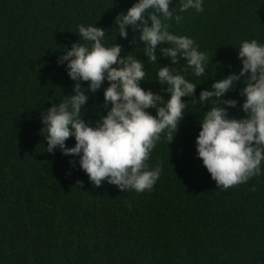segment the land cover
I'll return each mask as SVG.
<instances>
[{
  "label": "trees",
  "instance_id": "trees-1",
  "mask_svg": "<svg viewBox=\"0 0 264 264\" xmlns=\"http://www.w3.org/2000/svg\"><path fill=\"white\" fill-rule=\"evenodd\" d=\"M134 2L0 0V264H264V161L259 176L216 187L194 146L197 121L210 105L189 104L169 143L161 134L148 160L161 168L150 191L92 186L77 157L45 152L39 114L72 92L74 82L56 60L62 47L83 42L78 24L105 29L108 46L119 44L121 56L129 52L144 62L140 86L167 98L155 73L168 59L148 64L143 43L131 42V28L127 38L116 34V16ZM177 14L183 19L170 22V30L191 37L210 60L204 76L183 73L198 84L196 95L238 71L241 40L264 43V0H204L202 12ZM106 86L86 93V122L104 114ZM242 87L243 79L226 93L237 100L231 118L244 116ZM73 143L69 137L66 146Z\"/></svg>",
  "mask_w": 264,
  "mask_h": 264
},
{
  "label": "clouds",
  "instance_id": "clouds-1",
  "mask_svg": "<svg viewBox=\"0 0 264 264\" xmlns=\"http://www.w3.org/2000/svg\"><path fill=\"white\" fill-rule=\"evenodd\" d=\"M170 3L171 0H135L115 18L116 34L127 38V29L131 28L136 33L131 42L138 39L143 43L142 53L148 64H157L159 57L168 59V64H157L155 73V82L166 86V99L140 86L146 76L144 62L129 52L121 56L122 46L114 42L108 46L105 29L94 24H78L83 42L76 40L59 52L56 63L63 64L67 77L74 82L73 89L41 111L40 136L46 141L45 152L54 154L59 150L61 155L77 157L79 169L92 186L106 182L122 191H150L161 174L159 164L149 167L150 154L162 133L168 143L171 141L189 104L210 105L197 121L194 146L196 157L216 187L227 189L261 174L264 43L241 40L235 48L238 71L212 80L196 95L198 84L183 73L190 70L194 77L204 76L210 60L191 37L171 31L170 22L182 21L178 12H202L204 0H179L178 7L173 8ZM178 60L185 61L182 70L176 67ZM241 79L243 87L238 94L243 101L239 109L244 116L231 118L228 109L237 107V100L226 97V93ZM82 82H87L86 87L81 86ZM105 82L100 104L104 114L86 122V93L94 95ZM149 108L155 110V115L147 111ZM69 137L74 140L72 146H66Z\"/></svg>",
  "mask_w": 264,
  "mask_h": 264
}]
</instances>
